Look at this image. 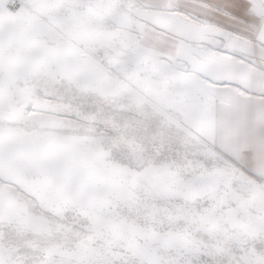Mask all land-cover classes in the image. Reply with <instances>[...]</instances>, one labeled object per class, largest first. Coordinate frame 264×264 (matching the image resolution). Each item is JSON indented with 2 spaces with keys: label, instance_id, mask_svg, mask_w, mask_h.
<instances>
[{
  "label": "snow or ice",
  "instance_id": "6c2138e0",
  "mask_svg": "<svg viewBox=\"0 0 264 264\" xmlns=\"http://www.w3.org/2000/svg\"><path fill=\"white\" fill-rule=\"evenodd\" d=\"M0 264H264V0H0Z\"/></svg>",
  "mask_w": 264,
  "mask_h": 264
},
{
  "label": "crops",
  "instance_id": "0c3cea01",
  "mask_svg": "<svg viewBox=\"0 0 264 264\" xmlns=\"http://www.w3.org/2000/svg\"><path fill=\"white\" fill-rule=\"evenodd\" d=\"M208 3H210V4H213V3H215V1H212V0H211V1H210V2H208Z\"/></svg>",
  "mask_w": 264,
  "mask_h": 264
},
{
  "label": "rangeland",
  "instance_id": "374dc122",
  "mask_svg": "<svg viewBox=\"0 0 264 264\" xmlns=\"http://www.w3.org/2000/svg\"><path fill=\"white\" fill-rule=\"evenodd\" d=\"M211 0H208V2H210ZM212 1H215L216 2V0H212Z\"/></svg>",
  "mask_w": 264,
  "mask_h": 264
}]
</instances>
